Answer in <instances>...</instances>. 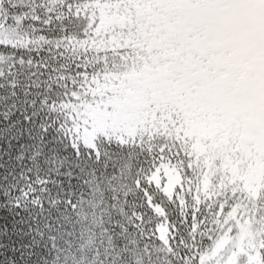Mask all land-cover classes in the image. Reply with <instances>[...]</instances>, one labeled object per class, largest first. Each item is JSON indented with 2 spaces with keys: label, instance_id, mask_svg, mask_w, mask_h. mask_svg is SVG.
<instances>
[{
  "label": "snow or ice",
  "instance_id": "snow-or-ice-1",
  "mask_svg": "<svg viewBox=\"0 0 264 264\" xmlns=\"http://www.w3.org/2000/svg\"><path fill=\"white\" fill-rule=\"evenodd\" d=\"M0 264H264V0H0Z\"/></svg>",
  "mask_w": 264,
  "mask_h": 264
}]
</instances>
